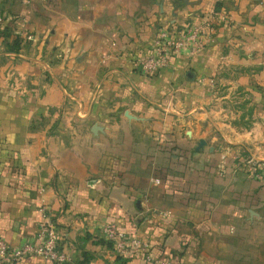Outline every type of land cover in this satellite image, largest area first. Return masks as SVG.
Masks as SVG:
<instances>
[{
    "label": "crops",
    "instance_id": "1",
    "mask_svg": "<svg viewBox=\"0 0 264 264\" xmlns=\"http://www.w3.org/2000/svg\"><path fill=\"white\" fill-rule=\"evenodd\" d=\"M194 26L157 72L134 64ZM245 157L264 162V0H0L9 246L44 215L62 264H143L106 222L172 264H264V176Z\"/></svg>",
    "mask_w": 264,
    "mask_h": 264
},
{
    "label": "built area",
    "instance_id": "2",
    "mask_svg": "<svg viewBox=\"0 0 264 264\" xmlns=\"http://www.w3.org/2000/svg\"><path fill=\"white\" fill-rule=\"evenodd\" d=\"M210 24V21L208 22ZM207 25V23H206ZM203 26L191 27L180 35L173 37L166 31L158 33L153 42L152 53L134 64L145 73H154L167 65L168 57L180 51L187 42L196 43L204 32ZM245 165L248 170L257 178L262 177L264 172V162L252 161L246 157ZM259 167V171L254 172V168ZM101 232L105 239L112 245L114 252L120 256L142 260L143 264H172L170 260L154 259L151 254L149 242L136 233H129L115 222H106L101 227ZM58 233L53 223L42 216L38 223V228L33 237L11 247L0 237V264H19L29 256H39L56 264H62L70 260L67 251L58 245Z\"/></svg>",
    "mask_w": 264,
    "mask_h": 264
},
{
    "label": "trees",
    "instance_id": "3",
    "mask_svg": "<svg viewBox=\"0 0 264 264\" xmlns=\"http://www.w3.org/2000/svg\"><path fill=\"white\" fill-rule=\"evenodd\" d=\"M245 158H246V157H245ZM257 170H258V171L260 170L259 167H255V168H254V172L257 171ZM262 175L264 176V172L262 173Z\"/></svg>",
    "mask_w": 264,
    "mask_h": 264
}]
</instances>
